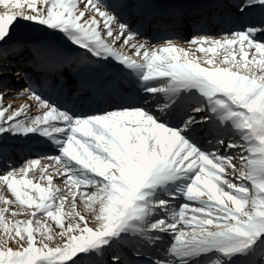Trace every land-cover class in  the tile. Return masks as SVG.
Instances as JSON below:
<instances>
[{"label": "snow or ice", "instance_id": "obj_1", "mask_svg": "<svg viewBox=\"0 0 264 264\" xmlns=\"http://www.w3.org/2000/svg\"><path fill=\"white\" fill-rule=\"evenodd\" d=\"M0 205V264H264V0H0Z\"/></svg>", "mask_w": 264, "mask_h": 264}, {"label": "bare ground", "instance_id": "obj_2", "mask_svg": "<svg viewBox=\"0 0 264 264\" xmlns=\"http://www.w3.org/2000/svg\"><path fill=\"white\" fill-rule=\"evenodd\" d=\"M186 46V45H185ZM209 55H212V54H209ZM196 56L197 57H200L201 58V62H203V60L204 59H206L207 57H205L204 56V54H201V53H196ZM221 59H222V57H221ZM18 96V95H17ZM16 97V96H15ZM20 97H22V96H20ZM9 100L12 102V103H14L17 107L20 105V104H23V103H27V101L24 99V98H17V99H10L9 98ZM6 103H7V101H6ZM37 150H40V151H47V149H44V147H41V148H39V149H37ZM58 186V185H57ZM60 187V186H59ZM74 191L76 190V189H73ZM0 235H3L4 236V229L1 231L0 230Z\"/></svg>", "mask_w": 264, "mask_h": 264}, {"label": "rangeland", "instance_id": "obj_3", "mask_svg": "<svg viewBox=\"0 0 264 264\" xmlns=\"http://www.w3.org/2000/svg\"><path fill=\"white\" fill-rule=\"evenodd\" d=\"M222 57V56H221ZM17 98H23V97H20L19 95L18 96H16V97H14V98H10V99H17ZM44 162H46V160H43L42 161V163H44ZM25 178H28V179H36V178H34V177H32L30 174L27 176V177H25ZM57 185L58 186H60V187H64V185H63V183H57ZM30 195L31 194H33V193H29ZM7 195L9 196V198H12L11 197V194L10 193H7ZM38 195V194H37ZM79 203V202H78ZM0 206H2V205H0ZM80 207H82V205H79ZM65 211H67V209H65ZM9 218H11L10 217V214H9ZM18 219H24V217L23 216H19V217H17ZM45 220H47V218L45 217L44 218ZM50 224H54V222H51V221H48ZM4 229V226L2 225V224H0V230L2 231ZM0 238H3V235H0ZM39 238V237H38Z\"/></svg>", "mask_w": 264, "mask_h": 264}]
</instances>
